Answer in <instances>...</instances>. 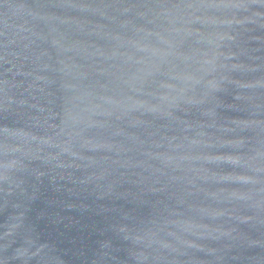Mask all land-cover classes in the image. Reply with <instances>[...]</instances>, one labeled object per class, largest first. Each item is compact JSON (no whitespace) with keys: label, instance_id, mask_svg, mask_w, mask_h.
Instances as JSON below:
<instances>
[{"label":"water","instance_id":"obj_1","mask_svg":"<svg viewBox=\"0 0 264 264\" xmlns=\"http://www.w3.org/2000/svg\"><path fill=\"white\" fill-rule=\"evenodd\" d=\"M0 264H264V0H0Z\"/></svg>","mask_w":264,"mask_h":264}]
</instances>
